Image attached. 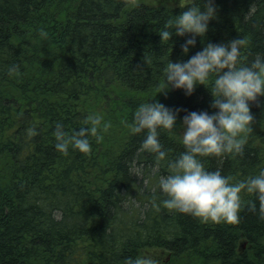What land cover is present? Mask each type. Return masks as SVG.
I'll list each match as a JSON object with an SVG mask.
<instances>
[{
  "label": "trees",
  "instance_id": "1",
  "mask_svg": "<svg viewBox=\"0 0 264 264\" xmlns=\"http://www.w3.org/2000/svg\"><path fill=\"white\" fill-rule=\"evenodd\" d=\"M146 1L0 0V264H124L160 251L169 261L159 264H264V219L248 206L254 197L242 194L232 222L155 206L164 198L158 175L167 170L153 172V154L137 152L143 133L130 130L138 105L156 97L180 109L162 144L171 158L184 151L182 117L215 109L204 85L191 95L159 93L167 60L244 37L241 58L250 62L264 53V0H215L217 18L187 54L185 37L162 41L158 33L187 2ZM12 65L18 71L9 74ZM259 100L243 154L202 157L207 169L235 182L264 168ZM92 114L110 122L103 139L92 138L87 154L59 153L55 122L78 129Z\"/></svg>",
  "mask_w": 264,
  "mask_h": 264
},
{
  "label": "clouds",
  "instance_id": "2",
  "mask_svg": "<svg viewBox=\"0 0 264 264\" xmlns=\"http://www.w3.org/2000/svg\"><path fill=\"white\" fill-rule=\"evenodd\" d=\"M182 11L166 21L158 32L162 41L173 35L185 37L181 44L183 53L197 43V37H205L210 22L218 16L215 0H188ZM41 38L48 32L39 29ZM203 42V41H202ZM247 44L244 37L228 42H206L187 60L168 59L164 79L170 89H183L191 95L198 85L206 86L212 96V112L207 110L187 111L182 117L181 142L185 150L174 158L160 140L163 131L171 132L177 127L178 112L154 99L142 102L133 113L130 124L132 133H143L137 148L138 153L153 154V172L163 166L166 173L158 175V185L163 199L155 206L190 214L204 221H236L243 205V195L249 208L264 219V168L250 174L246 179L233 182L231 176L222 174L219 168L209 170L202 157L243 154L246 136L252 130L254 115L252 103H260L264 97V53L257 52L248 63L243 62L241 50ZM18 71V66L8 68L9 74ZM103 121V122H102ZM110 127L99 114L86 117L78 129L66 130L61 121L55 122L54 147L61 154L70 149L84 154L91 151V140L103 139V132ZM258 202V203H257ZM124 264H159L152 256H128Z\"/></svg>",
  "mask_w": 264,
  "mask_h": 264
},
{
  "label": "rangeland",
  "instance_id": "3",
  "mask_svg": "<svg viewBox=\"0 0 264 264\" xmlns=\"http://www.w3.org/2000/svg\"><path fill=\"white\" fill-rule=\"evenodd\" d=\"M147 3L150 5H166V6H177V5H183L184 3L188 2V0H147ZM183 131V128L181 129V133ZM146 256H152L156 258L158 261L163 262L165 260L169 261V254L167 252L160 251L159 253H156L155 255L151 253L145 254ZM144 255V256H145Z\"/></svg>",
  "mask_w": 264,
  "mask_h": 264
},
{
  "label": "water",
  "instance_id": "4",
  "mask_svg": "<svg viewBox=\"0 0 264 264\" xmlns=\"http://www.w3.org/2000/svg\"><path fill=\"white\" fill-rule=\"evenodd\" d=\"M245 246V244H243V247Z\"/></svg>",
  "mask_w": 264,
  "mask_h": 264
},
{
  "label": "bare ground",
  "instance_id": "5",
  "mask_svg": "<svg viewBox=\"0 0 264 264\" xmlns=\"http://www.w3.org/2000/svg\"><path fill=\"white\" fill-rule=\"evenodd\" d=\"M262 243V242H261ZM258 262V261H257ZM259 263V262H258Z\"/></svg>",
  "mask_w": 264,
  "mask_h": 264
}]
</instances>
